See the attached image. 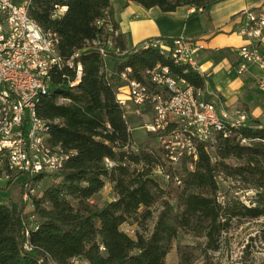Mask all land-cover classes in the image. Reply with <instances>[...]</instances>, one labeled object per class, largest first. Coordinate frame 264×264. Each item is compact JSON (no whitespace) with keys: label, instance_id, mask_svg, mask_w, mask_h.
<instances>
[{"label":"trees","instance_id":"16d2710c","mask_svg":"<svg viewBox=\"0 0 264 264\" xmlns=\"http://www.w3.org/2000/svg\"><path fill=\"white\" fill-rule=\"evenodd\" d=\"M111 1L33 0L30 6V15L43 29L57 32L62 55L80 51L83 73L74 86L63 78L67 70L55 73L50 93L38 105L39 115L49 124L50 144L67 157L59 169L26 176L30 184L44 177L50 181L33 196L30 213L21 200L0 195V264H78L75 258L90 264H167L180 231L205 236L207 244L216 248L219 235L233 219L264 217V113L246 111L242 121L228 120L212 140L198 142L196 159L187 153L174 163L170 160L159 135L172 125L148 130L156 142H135L118 98L127 86L121 77L127 67L131 77L145 80L147 69L161 63L201 90L205 100L219 105L222 96L207 92L206 74L176 62L169 51L145 47L152 37L130 45L119 31ZM128 1L171 13L180 6L204 11L217 0ZM62 5L67 9L54 16ZM166 39L171 43L173 38ZM102 47L119 58L110 74ZM68 72L74 80L75 72ZM106 159L115 163L107 166ZM155 168L168 176L167 188H160L167 198L149 235L140 231L132 235L122 225L138 214H152L154 186H159L152 176ZM221 179L228 182L223 198ZM108 183L114 197L99 204L94 197ZM232 187L243 194L251 190L250 201L229 192ZM179 249V264H192V253Z\"/></svg>","mask_w":264,"mask_h":264},{"label":"built area","instance_id":"2783aa9c","mask_svg":"<svg viewBox=\"0 0 264 264\" xmlns=\"http://www.w3.org/2000/svg\"><path fill=\"white\" fill-rule=\"evenodd\" d=\"M32 2L0 0V178L6 181L20 173L32 177L63 165L67 153L50 144L49 124L39 115L38 105L50 93L55 73L67 70L62 75L70 86L77 84L83 73L80 51L68 56L60 53L57 32L43 29L30 15ZM66 9V5L57 7L54 16ZM235 20L236 32L245 39L236 48L238 71H245L251 64L264 68V1L241 9ZM171 40L170 43L166 38L152 37L146 40L145 47L155 46L162 53L169 51L176 62L198 69L194 57L196 41L183 36ZM106 44L113 46L111 40ZM101 51L107 55L104 47ZM130 68L121 76L127 82L128 96L138 105L133 111L138 112L141 105L152 106L155 113L146 123L149 130L162 131L172 125L170 131L159 135V140L173 163L187 153L196 159L198 142L214 138L230 118L228 111L205 100L201 90L172 74L167 65L157 63L147 69L149 83L131 77ZM69 70L75 72L74 80L70 79ZM244 118L242 114L231 121ZM114 163L106 159L107 166ZM30 185L29 181L27 189L33 190ZM26 246L30 248L29 244Z\"/></svg>","mask_w":264,"mask_h":264},{"label":"crops","instance_id":"0c3cea01","mask_svg":"<svg viewBox=\"0 0 264 264\" xmlns=\"http://www.w3.org/2000/svg\"><path fill=\"white\" fill-rule=\"evenodd\" d=\"M262 1L217 0L204 11L194 12L193 6H180L171 13L163 12L158 6L148 8L135 1L111 2L119 31L127 35L130 45L155 36H183L195 40L194 57L198 70L210 79L207 92L222 96L216 105L219 110L228 111V120H232L246 111L256 116L264 113V68L251 64L245 71H238L236 48L245 39L235 30L238 24L235 14ZM80 261V264H90L84 259Z\"/></svg>","mask_w":264,"mask_h":264},{"label":"rangeland","instance_id":"374dc122","mask_svg":"<svg viewBox=\"0 0 264 264\" xmlns=\"http://www.w3.org/2000/svg\"><path fill=\"white\" fill-rule=\"evenodd\" d=\"M107 72L112 73L119 61L116 55L107 54L105 56ZM145 80L149 83L148 76ZM122 103L126 108V114L130 120L133 128V135L135 142L152 141L156 142L158 139L150 137L146 123H149L154 116V110L149 104L139 106V111L135 112L133 109L135 103L128 96V91L118 92ZM210 150H214L211 147ZM26 174H17L7 181L0 178V195L6 196L9 199H19L24 204V211L30 213L33 204L32 199L34 195L39 194L40 190L50 183L49 179L44 177L38 181L31 182L30 186H34L33 190L27 189L30 179H26ZM152 176L158 181L159 186H154L155 199L150 206L152 214L143 216V214L136 215L131 222H126L122 225L123 229L132 235L136 231L148 234L152 231L159 211L163 208V201L167 198V193L160 190V188H167L168 176L162 172L161 169L155 168ZM30 178V176H28ZM28 182V183H27ZM228 182L221 179L222 186L220 197L223 198V192L228 188ZM7 185V186H6ZM230 188L231 193L235 195L241 193L240 191ZM31 191V192H30ZM241 198L249 202V196H252L251 190L245 194L241 193ZM114 197V191L111 183H108L94 199L99 204H104ZM179 246L185 247L191 254L192 264H264V217L260 218H243L233 219L228 229L222 231L218 237V247L212 248L207 244L205 236H196L192 233L180 231L178 236L173 240L171 248L167 254V264H179L181 259V252ZM75 262L80 264V258H75Z\"/></svg>","mask_w":264,"mask_h":264}]
</instances>
